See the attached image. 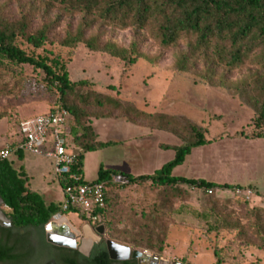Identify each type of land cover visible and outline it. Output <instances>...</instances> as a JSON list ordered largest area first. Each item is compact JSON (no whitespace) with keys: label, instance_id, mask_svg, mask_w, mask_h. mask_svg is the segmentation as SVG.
Returning <instances> with one entry per match:
<instances>
[{"label":"rangeland","instance_id":"374dc122","mask_svg":"<svg viewBox=\"0 0 264 264\" xmlns=\"http://www.w3.org/2000/svg\"><path fill=\"white\" fill-rule=\"evenodd\" d=\"M0 5H4V14L9 20L17 21L26 14L32 31L53 25L49 41L40 49L32 48L21 38L17 39V45L29 55L54 59L66 66L70 81L85 83L78 90L80 93L99 92L145 112L184 117L203 128L208 143L192 150L183 165L172 171L173 177L203 178L253 192L250 200L237 196L235 191L216 193L212 200L218 205L217 212L210 216L203 190L183 187L181 191H161L149 183L121 187L119 178L113 177L108 187V231L99 235L96 232L99 226H91L95 237L108 241L113 234L116 238L121 236L119 239L132 244V250L169 262L216 264V250L224 259L223 264H264V251L256 248L220 251L234 239L235 233L209 230L218 214L249 224L252 220L247 214L253 209H264V138H253L257 132L256 111L250 103L255 89L250 71H255L256 66L235 71L227 86L214 85L200 73L177 69V57L185 48L183 42L177 49H163L147 33H139L135 28L121 30L96 25L86 33L87 38L100 36L101 42H112L127 50L136 46L138 54L146 58L125 65L118 58L92 51L84 44L75 48L61 46L67 31L76 33L82 20L78 15L64 16L59 9L47 10L44 4L32 0H1ZM59 100L60 95L41 70L0 60V151L14 150L21 141L20 123L49 112ZM101 120L118 123L114 128V123ZM92 123L99 141L117 143L85 155L82 174L89 183L98 179L101 167L132 176L152 175L174 158V151H165L162 146L182 144L171 133L129 123L122 116L93 119ZM72 151L77 153L76 149ZM144 152H147L145 157ZM23 153L22 160L15 153L9 157L12 167L19 170L25 165L29 187L40 192L46 203L61 209L66 198L52 161ZM63 216L77 229L80 238H84L81 217L72 211ZM8 221V209L0 203V223L7 225ZM31 239L38 243L35 231H31ZM133 244L143 248L156 244L155 249L162 245V252L135 249ZM42 260L36 263L44 264L46 261Z\"/></svg>","mask_w":264,"mask_h":264},{"label":"trees","instance_id":"16d2710c","mask_svg":"<svg viewBox=\"0 0 264 264\" xmlns=\"http://www.w3.org/2000/svg\"><path fill=\"white\" fill-rule=\"evenodd\" d=\"M32 1L41 2L47 10L59 9L64 16L78 15L82 18L76 33L67 31L60 41L61 46L66 48L84 44L92 51L108 53L125 65H131L139 58L146 59L138 54L136 46L127 50L112 42H101L100 36L87 38L86 33L96 25L121 30L135 28L139 33H147L163 49H177L181 42L185 43V48L177 57V69L181 72L200 73L203 79L214 85L227 86L235 71L248 65L256 66L255 71H250V79L255 87L250 103L256 111L254 124L257 130L253 138H264V0ZM52 26L45 25L32 31L26 14L17 21L9 20L4 14V5H0V60L41 70L52 89H56L60 95L59 102L50 111L60 105L69 114L67 138L77 150L72 172L83 177L85 154L115 145L111 141L98 140L91 125L93 119L122 116L129 123L149 125L153 129L171 133L182 141L179 146H162L163 150H173L174 158L152 175L132 176L118 170L100 168L98 179L94 182L104 185L105 206L95 213L101 216L98 226L104 227V233L108 231L107 224L110 223L108 187L113 177L119 178L121 187L149 183L161 188V191H181L183 187L203 190L208 198L209 215L216 213L218 205L212 200L213 195L235 191L234 187L203 179L172 176V171L184 163L192 150L208 143L206 131L184 117L145 112L137 106L99 92L80 93L78 90L85 83L70 81L66 66L54 59L29 55L17 45V39L21 38L32 48L40 49L49 41ZM15 155L19 160L23 159L22 151L17 150ZM81 183L84 181L81 180ZM61 186L64 187V184L61 183ZM208 191L212 193L208 194ZM0 198L2 205L8 209L10 222L9 227L0 225V264H39L36 263L38 258L34 256L31 231L37 233V247L44 251L50 250V256L56 259L57 264H137L132 259L125 262L110 260L105 247L106 240L102 239L89 258L81 256L76 250L47 244L44 228L55 215L61 213V209L53 203L46 204L40 194L31 191L23 167L14 169L9 159L0 160ZM247 215L252 220L249 224L218 214L209 230L215 233H235L234 239L225 248L221 247L220 251L236 252L240 247L264 251V209H253ZM81 220L85 222L86 217L81 216ZM110 238L116 244L129 248L132 246L114 234ZM155 245L143 248L133 244L135 249L160 254L162 245H158L157 249ZM214 256L217 258L216 264H223L224 259L218 251H214Z\"/></svg>","mask_w":264,"mask_h":264},{"label":"built area","instance_id":"2783aa9c","mask_svg":"<svg viewBox=\"0 0 264 264\" xmlns=\"http://www.w3.org/2000/svg\"><path fill=\"white\" fill-rule=\"evenodd\" d=\"M68 112L62 106H56L53 111L37 115L20 123L19 134L21 141L12 149L0 151V160H8L17 150L35 156L45 157L52 161L55 176L63 183L66 198L62 205L61 216L73 210L80 217H86L83 229H91L101 222L100 214H96L105 206V190L102 183L87 182L80 174L72 172L76 163L77 153L67 138ZM81 180L84 183H81ZM211 194L212 191H208ZM237 196L250 200L251 190L235 189Z\"/></svg>","mask_w":264,"mask_h":264},{"label":"water","instance_id":"95a60500","mask_svg":"<svg viewBox=\"0 0 264 264\" xmlns=\"http://www.w3.org/2000/svg\"><path fill=\"white\" fill-rule=\"evenodd\" d=\"M0 203H2L1 198ZM52 219L53 221L45 226L48 229L46 233V242L58 247L77 250L81 255L88 257L93 245L99 241L100 238L95 237L92 234L91 229H88L91 236L88 237L83 229L84 238H80V233L77 229L73 228L67 219L60 214L55 215ZM0 225L9 227L10 222L8 221L7 225L1 223ZM50 227L52 229L49 230ZM96 232L99 235H103L104 227L99 226L96 229ZM105 247L110 260L116 262H125L132 259L135 260L137 264H182L180 262H169L163 259L151 258L149 254L143 253L139 250H132L129 247L116 244L110 240L105 242Z\"/></svg>","mask_w":264,"mask_h":264},{"label":"flooded vegetation","instance_id":"af4514ba","mask_svg":"<svg viewBox=\"0 0 264 264\" xmlns=\"http://www.w3.org/2000/svg\"><path fill=\"white\" fill-rule=\"evenodd\" d=\"M50 229H52L51 227L49 228V230ZM45 230H46V232L48 231V229L45 227ZM45 240H46V234H45ZM100 241H101V239H99V241L98 242H96L94 245H93V247H92V249H91V253H90V255L88 256V257H86V258H89L92 254H93V252H94V250H95V247L96 246H98L99 245V243H100ZM47 243V242H46ZM78 243H79V241H78ZM48 244V243H47ZM49 245H51V246H54V247H57V248H62V247H58V246H55V245H52V244H49ZM32 246H33V248H34V256L36 257V258H38V260H42L41 259V257L43 258V260H45L46 262H44V264H57L56 263V259L55 258H51V253H50V250H46L45 249V251L44 250H42V249H40V248H38L37 247V244L36 243H34L33 241H32ZM72 250V249H71ZM77 251V250H76ZM42 252V253H41ZM78 252V251H77ZM79 253V252H78ZM80 254V253H79ZM81 255V254H80ZM81 256H83V255H81ZM39 257H40V259H39ZM83 257H85V256H83ZM36 260V259H35ZM42 260V261H43ZM114 262H116V261H114Z\"/></svg>","mask_w":264,"mask_h":264},{"label":"crops","instance_id":"0c3cea01","mask_svg":"<svg viewBox=\"0 0 264 264\" xmlns=\"http://www.w3.org/2000/svg\"><path fill=\"white\" fill-rule=\"evenodd\" d=\"M99 121H100V120H99ZM101 121H104V122L107 121V122H109V123H114V126H113L114 128H116V123H118V122L115 121V120H101ZM93 123H94V122H93ZM93 123L91 124L92 127L94 126ZM129 125H131V124H129ZM93 129H94V127H93ZM94 131H95V129H94ZM95 133H96V135H97V137H98V140H99V135H98V133H97L96 131H95ZM136 133H137V132H136ZM134 141H135V140H134ZM105 142H107V141H105ZM111 142H112V141H111ZM113 142H114L115 144L117 143V142H115V141H113ZM103 150H104V149H103ZM159 150H160V149H159ZM165 151H171V149H168V150H165ZM144 153H145V154H143V157H145V156L147 155V152H144ZM138 154H139L138 157L141 158V157H142V156H141V151H139ZM85 155H86V154H85ZM23 156H24V153H23ZM136 157H137V156H135V159H136ZM138 157H137V158H138ZM187 157H188V156H187ZM84 158H85V156H84ZM133 159H134V158H133ZM135 159H134V160H135ZM185 160H186V159H185ZM136 161H137V160H136ZM184 162H185V161H184ZM182 165H183V164H182ZM24 167H25V165H23V168H24ZM26 175H27V174H26ZM27 177H28V175H27ZM184 178H185V177H184ZM198 179H203V178H198ZM203 180L207 181L206 179H203ZM208 182H210V181H208ZM212 183H213V182H212ZM215 184H216V183H215ZM28 187H29V185H28ZM29 189H30L31 191H34V190H32L30 187H29ZM34 192H36V193H38V194H41L40 192H37V191H34ZM45 203H46V202H45ZM46 204H50V203H46Z\"/></svg>","mask_w":264,"mask_h":264},{"label":"bare ground","instance_id":"6f19581e","mask_svg":"<svg viewBox=\"0 0 264 264\" xmlns=\"http://www.w3.org/2000/svg\"><path fill=\"white\" fill-rule=\"evenodd\" d=\"M85 232H86V234H87L88 236H91V234L89 233L88 230H85Z\"/></svg>","mask_w":264,"mask_h":264}]
</instances>
